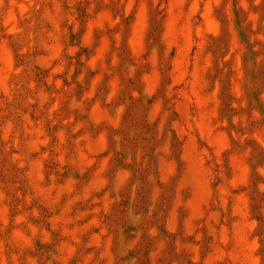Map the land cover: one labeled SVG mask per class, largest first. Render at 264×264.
<instances>
[{"label": "rangeland", "instance_id": "obj_1", "mask_svg": "<svg viewBox=\"0 0 264 264\" xmlns=\"http://www.w3.org/2000/svg\"><path fill=\"white\" fill-rule=\"evenodd\" d=\"M0 264H264V0H0Z\"/></svg>", "mask_w": 264, "mask_h": 264}]
</instances>
